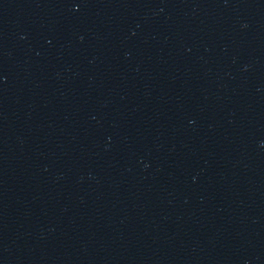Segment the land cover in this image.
Returning a JSON list of instances; mask_svg holds the SVG:
<instances>
[{
    "label": "water",
    "instance_id": "95a60500",
    "mask_svg": "<svg viewBox=\"0 0 264 264\" xmlns=\"http://www.w3.org/2000/svg\"><path fill=\"white\" fill-rule=\"evenodd\" d=\"M0 264H264V0H0Z\"/></svg>",
    "mask_w": 264,
    "mask_h": 264
},
{
    "label": "snow or ice",
    "instance_id": "6c2138e0",
    "mask_svg": "<svg viewBox=\"0 0 264 264\" xmlns=\"http://www.w3.org/2000/svg\"><path fill=\"white\" fill-rule=\"evenodd\" d=\"M77 6H79V5H77Z\"/></svg>",
    "mask_w": 264,
    "mask_h": 264
}]
</instances>
